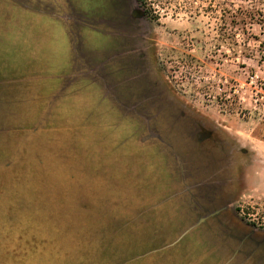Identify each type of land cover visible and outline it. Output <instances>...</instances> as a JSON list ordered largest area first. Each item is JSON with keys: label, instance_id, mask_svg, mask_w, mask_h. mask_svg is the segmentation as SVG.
<instances>
[{"label": "rangeland", "instance_id": "obj_1", "mask_svg": "<svg viewBox=\"0 0 264 264\" xmlns=\"http://www.w3.org/2000/svg\"><path fill=\"white\" fill-rule=\"evenodd\" d=\"M0 264H264V0H0Z\"/></svg>", "mask_w": 264, "mask_h": 264}, {"label": "trees", "instance_id": "obj_2", "mask_svg": "<svg viewBox=\"0 0 264 264\" xmlns=\"http://www.w3.org/2000/svg\"><path fill=\"white\" fill-rule=\"evenodd\" d=\"M232 14H233V12H232ZM237 16H238L237 14H233V17L236 18V19H234L235 23H236L237 20H238V19H237ZM237 209H238L239 211H242V208H240V207H238Z\"/></svg>", "mask_w": 264, "mask_h": 264}]
</instances>
